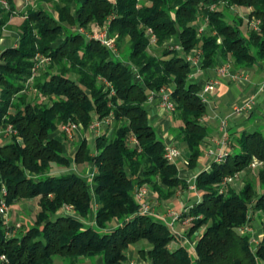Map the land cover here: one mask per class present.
I'll return each mask as SVG.
<instances>
[{"label": "trees", "instance_id": "trees-1", "mask_svg": "<svg viewBox=\"0 0 264 264\" xmlns=\"http://www.w3.org/2000/svg\"><path fill=\"white\" fill-rule=\"evenodd\" d=\"M3 1L0 34L12 16L22 20L16 45L0 52V127L11 124L21 141L0 145V199L2 191L7 205L37 198L38 211L18 234L8 233L10 227L0 217V255L5 256L0 264H53L55 255L63 264L97 256L103 264H124L127 249L141 241L150 246V264L264 263V221L255 247L249 234L251 213L264 216V167L252 177L246 173L249 178L238 191L226 181L249 171L253 157L264 162L261 130L228 133L225 159L197 173L194 188L200 199L178 215L191 217L188 236L204 228L194 237L192 251L165 222L140 214L133 196L139 185L149 186L159 199L188 188L177 176L175 162L164 157V142L145 105L148 93L170 87L177 122L170 131L175 146L187 148V166L194 168L209 132L202 122L206 106L199 88L188 82L185 55L198 48L202 67L212 65L218 55L223 61L229 57L235 69L263 62L264 0H44L54 13L40 6L21 13L19 0ZM234 6L249 8L247 17L259 20L258 29L244 33V18L225 12ZM198 21L207 27L201 35ZM93 22L107 25L118 52L126 42L121 59L70 28H88ZM148 29L159 55L147 51ZM172 37L180 50L163 46ZM36 54L51 59L48 72L32 82L37 92L51 98L49 105L32 103L24 93ZM102 78L111 86L105 88ZM110 113L111 134H98L91 145L82 140L73 156L75 163L93 164L91 185L75 171L51 174V164L70 165L62 141L49 137L56 125L73 122L86 129L92 115L103 120ZM68 206L73 214L65 210ZM138 251L143 254V246Z\"/></svg>", "mask_w": 264, "mask_h": 264}, {"label": "rangeland", "instance_id": "rangeland-1", "mask_svg": "<svg viewBox=\"0 0 264 264\" xmlns=\"http://www.w3.org/2000/svg\"><path fill=\"white\" fill-rule=\"evenodd\" d=\"M19 3L21 4V7H22L21 13L25 12L27 7H29V6H31V7L40 6L42 8L47 9L51 13H54V10L52 9L51 4L48 2H45L44 0H22V2H21V0H19ZM0 4H2L4 6L6 5L5 1H3V0H0ZM212 7L213 6H211V8ZM217 8L223 9V7L221 5ZM248 9L249 8H245L243 6H234L232 8H229L228 10L225 9L226 14L229 16L233 14V15H237L241 18H244L246 25L244 24V26L241 27L244 33H246L248 31V29L252 28L251 24H249V22H248V20H249L247 17L248 13H249ZM19 17H21V16H12L9 19V21L7 22V24L5 26H3L1 34H0V52L6 48L13 47L16 45L17 38H18L17 26H18L19 22H21V20H22V17L21 18H19ZM195 24L197 26L198 35H201L202 33L207 31V27H206L205 23L198 21ZM70 28L73 31L76 30L77 32L83 33L87 38L90 37V38H94V39L98 40L102 45H105V44L102 43L100 37L105 38L107 40L108 39L112 40L111 46H109V45L108 46L105 45V46L114 54V56L119 57L120 59H121L122 51H124L126 49V42H125L121 45V48H120L121 52H118L117 47L114 43L115 40L109 35L108 27L106 24L99 25V24H96L93 22V23L89 24L88 28L76 27V26H73ZM149 30L150 29H148V32H149ZM149 37L151 38L150 34H149ZM177 42L178 41H177L176 37H172L169 41L165 42L163 44V46L169 47V48H172L175 50H180V48H181L180 44ZM217 42H220V38L217 39ZM147 51L152 55H159L160 54V51L158 50V48L155 45V37H154V40H152V39L149 40ZM188 56H190V58H192V60L196 59L194 61V63H189V64L190 65L195 64L197 59H199L201 56V51L198 48H196L194 51L187 54V56L185 55L186 60H188L187 59ZM40 57L45 58V61L38 64V58H40ZM122 61L124 64H128L126 60L122 59ZM50 62H51L50 57L45 56L43 54H36L34 57V64H33V67L31 68V75L27 81V85H26L27 88L24 91V93H26L28 95L29 101H31L32 103L49 105L51 102L50 101L51 98L46 97V96H42L39 92H37V90L32 85V82L35 78H40V77H42L43 74L48 72V70H49L48 66H49ZM187 62H189V61H187ZM53 70L54 69H51V71H53ZM69 76L73 79L77 78V74H75V73H69ZM99 80L104 84L105 88L111 86L105 79L102 78ZM169 88L170 87H167V86L161 87V89L164 90V93H167ZM151 92H153L154 97L158 98V95H156L157 92H154V91H151ZM113 93H114L113 90H111L110 95ZM160 93H162V92H160ZM149 94H150V92L147 95V100H148ZM54 98H56V97H54ZM147 100H146L145 105L147 103H149V102H147ZM170 115H171V121H172L171 122L172 126H170V127L172 128L173 126L177 125V122H175V120H174L173 113H171ZM92 118H93V121L89 124L88 128H86V129L80 123H73V122L62 123L61 122V123H58L56 125L55 130L49 134V137L55 136L62 141L63 152L66 155V157L70 160V165L68 167L59 166L56 164H51V167H50V173L51 174H59L61 172L63 173L66 171H75V172L83 175L85 177V179L88 180L87 178L89 177V172H88L89 163H87V162L75 163L74 159H73L74 153L77 150L79 143L82 140H85L87 142V144L91 145L94 142V139H95L94 137H96L98 134H102V133L106 132L108 135H110L112 132V129H113V125H114L111 113L107 117H105L103 120H97L94 115H92ZM67 127H69L70 136H68L67 133L63 129V128H67ZM171 128L169 129L168 134H167V137L169 138V139H167L168 141H171L174 138V135L170 131ZM220 135H221V133L219 134V136ZM219 136L217 135V137H219ZM14 138L18 142L21 141L20 138L17 136L16 130L12 127L11 124H7L6 126L0 127V145L12 142L14 140ZM169 143H173V142H169ZM178 149L180 151V157L177 158L175 161H179L181 157L184 159L187 156V150L184 146L181 145L178 147ZM205 149H206V146H203V153H201L200 156L204 155ZM187 160L188 159H186V161ZM211 164H212V162L207 164V167H206L207 169L205 168L204 170H207V171L210 170ZM185 166H187V165H184V162L178 164L179 168H184ZM262 167H264V164H262V166H259L255 170H253L254 174H252L251 177L256 174L258 168H262ZM188 168H189V166H188ZM243 171L244 170H242L240 172H243ZM240 172L237 173L238 176L236 178H233L232 182H229V183L227 182V185H229L231 188H233L236 191H238L243 186L245 179L249 178L248 175L246 174V173H249L248 171H244L245 173H240ZM235 174L232 176H229V177H234ZM143 186L146 188L147 192H151L150 195L149 194L147 195V200L150 203V206H151V209L153 210V213H155L156 212L155 208H157L158 205H161V204H158V201H160V199L157 198V196H156L157 194L154 191H152L151 188L147 185H139L136 188L143 187ZM256 187H257V190H259L258 181L256 182ZM187 189L188 188H178L176 190V192L179 190L185 196V195H188ZM2 194H4L3 191H2ZM2 194H1L0 203H1V201H3L5 203ZM163 200H166V199H163ZM190 200L191 199H189V201ZM23 202H24V204L22 205ZM36 205H37V203H36L35 198L34 199L19 200L18 202H16V204H12V205L6 204V211L4 213H0V217L3 218L6 225L8 227H10V229H8V233L18 234L21 230L25 229L29 224H31L35 218L37 211H38V206H36ZM65 210L70 213V211L68 209L65 208ZM166 210L167 209L165 207L164 208L162 207V209L159 210V212L165 213L164 215L166 216ZM177 213L179 214V212H177ZM71 214H73V212H71ZM258 215L260 217H262L261 214L258 212L257 213H255V212L251 213V221H250L249 230H251V227H253V225L251 223L252 220L254 218L259 217ZM190 218L191 217L186 218L188 225H184L182 223V220L184 221L185 219L179 218L175 222H173V225H171V227H170L171 230L175 233L183 230L182 232H184V233L182 235H180L178 233L177 234L179 235L181 243L184 244L185 246L190 245V243L192 242V239H194V237H197L201 234L200 230H197L191 236L187 235L186 230H188L190 225H191V219ZM170 222H172V221L167 220L166 224H170ZM177 223H179L181 226H179ZM114 224L116 225V224H118V222L117 221L113 222L112 225H114ZM180 228H182V230H180ZM202 228L203 227H201V229ZM141 244H144V245L146 244L147 247L149 246L145 241L137 242V243L133 244L132 246L137 250L138 246H142ZM173 245H174V242L170 246L172 247ZM135 246H137V247H135ZM53 259H54L53 264H63V262L61 261V259L58 258V256H56V255L53 256ZM76 264H103V261H102L101 256H97L94 259L80 258V260L77 261Z\"/></svg>", "mask_w": 264, "mask_h": 264}, {"label": "crops", "instance_id": "crops-1", "mask_svg": "<svg viewBox=\"0 0 264 264\" xmlns=\"http://www.w3.org/2000/svg\"><path fill=\"white\" fill-rule=\"evenodd\" d=\"M201 62L202 58L200 56L195 64L190 65L188 82L195 83L199 88V93L201 94L203 92V87L208 81H215L212 89L205 94L203 93L206 98V101L204 102L206 106V113L202 118V122L207 126L209 134L203 142L202 153L203 146H210L214 149L217 148L223 137L225 135L227 136L231 131L241 132L258 129L264 134V61L247 69H235L232 66L231 59L229 57L226 61H223L219 55L216 56L214 63L209 67H202ZM221 66L224 67L223 72L219 71ZM160 92L158 91L156 95L159 96ZM251 98L253 101L248 104L246 109L241 111L234 110L235 106H242ZM146 108L149 110L148 116L150 123L155 129L157 137L163 140L164 143L173 142V144L176 145L177 142L174 138L171 141L167 140L169 139L167 137L168 131L171 128L170 126H172L171 113L162 107L156 97L150 103L146 104ZM222 122L225 123L224 128H222ZM220 133L221 135L219 136ZM217 135L219 137H217ZM181 158L179 161H175V164L178 166V164L184 162V165H187V157L184 159ZM210 162H213L212 157L207 156L204 152V155L197 159V163L194 168H188V166H185L184 168L178 167L177 176L188 183V195L184 196V194L178 190L177 192L175 191V193L168 199H160L158 204L161 205H158L157 208H155V214L160 216L161 219L163 218L161 221L166 223L167 220H170L167 216L168 211L175 210V212L177 211L180 213L200 199L201 194L194 189V180L197 173L205 169L207 164ZM255 169L256 168H249V174H254L253 170ZM88 172L89 177L87 178V181L91 183L93 173L95 172V168L91 163L88 165ZM240 173L245 172L243 171ZM148 194L150 195L151 192H148ZM35 199L37 203L36 206H38L37 198ZM189 199L191 200L189 201ZM23 204L24 202L22 205ZM161 206L167 209L166 216L164 215L165 213L159 212V210L162 209ZM154 218L157 219L155 216ZM263 221L264 216L262 215V217L259 216L254 218L251 222L253 227L249 230V234L251 236L252 247H255L262 237ZM182 223L184 225H188L186 219L184 221L182 220ZM177 224L181 226L179 223ZM180 230H182V228H180ZM198 230H200L201 233L204 228H200ZM182 231L176 232L182 235L184 233ZM194 240L195 239H192V242L190 241V245H187L191 251L194 249L196 242V240ZM141 245L144 248L143 254L138 251L141 246H135L137 247V250L133 246H130L127 249L124 264H150L147 254L150 246L147 247L146 244ZM174 245L176 246L177 244L174 243ZM174 245L172 247H175ZM259 264L264 263L259 262Z\"/></svg>", "mask_w": 264, "mask_h": 264}, {"label": "built area", "instance_id": "built-area-1", "mask_svg": "<svg viewBox=\"0 0 264 264\" xmlns=\"http://www.w3.org/2000/svg\"><path fill=\"white\" fill-rule=\"evenodd\" d=\"M248 10H250V9H248ZM248 22H249V24H251L252 29H254V30L258 29V26H259V20L258 19L252 17V18H250L248 20ZM148 33L151 35L150 39L154 40V36L151 34L150 30H149ZM100 39H101L102 43H104L105 45L111 46V43H112L111 41L112 40H110V39L107 40V39L101 38V37H100ZM187 59H188L187 61H189V63H194V61H195V59L192 60V58H190V56H188ZM44 61H45V58H43V57L38 58V64H40V63H42ZM219 71L223 72L224 71V67L221 66ZM214 82H215L214 80H210L203 87V92L201 93V97H202V101L203 102L206 101V98H205L204 94L212 89V86H213ZM160 91L162 92L158 96V100H159L160 104L169 113H173L174 112V104L171 102V100L169 98V92L167 91V93H164L163 89H160ZM154 98L155 97L153 96V92H150L147 102L150 103ZM252 101H253V99L251 98L246 103H244L242 106H235L234 110L235 111H241L243 109H246L248 104L252 103ZM224 126H225V123L222 122V128H224ZM63 129L67 133V135L70 136L69 127L63 128ZM131 140H132V142H135L134 138H132ZM205 153H206L207 156L212 157V161L222 162L225 159V157L227 156V154H228V150H227V136L225 135L223 137V139L219 142V145H218L217 148L214 149V148H212L210 146L206 147ZM164 157L169 162H175V160L180 157V151L173 143L166 142V143H164ZM262 164H264L263 161L253 157L251 162H250V164H249V167L250 168H257L259 166H262ZM237 176H238V174H235L234 177H228V178H226V181L228 183L232 182L233 178H236ZM133 194H134L133 196H134L135 201L138 203V205L140 207L139 208V213L140 214H146V215H150V216L154 215L158 220H163V218L161 219L160 216H157V214L153 213V210L151 209L150 203L147 200L148 192H147V190H146V188L144 186L135 188ZM66 209H68L70 211V213H71V210H72L71 206H68ZM5 211H6V204L3 201H1V203H0V213H4ZM178 215L179 214L177 212H175V211H171L170 210V211L167 212V216L172 221V222H170V224H167L169 227H171V225H173V222H175L177 219H179ZM159 217H160V219H159ZM3 260H5V256L4 255H0V261H3ZM131 264H134V263H131Z\"/></svg>", "mask_w": 264, "mask_h": 264}]
</instances>
